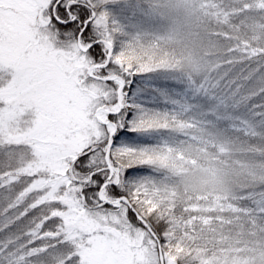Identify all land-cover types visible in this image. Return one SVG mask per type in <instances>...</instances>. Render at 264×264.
<instances>
[{
  "label": "snow or ice",
  "instance_id": "6c2138e0",
  "mask_svg": "<svg viewBox=\"0 0 264 264\" xmlns=\"http://www.w3.org/2000/svg\"><path fill=\"white\" fill-rule=\"evenodd\" d=\"M0 264H264V0H0Z\"/></svg>",
  "mask_w": 264,
  "mask_h": 264
},
{
  "label": "rangeland",
  "instance_id": "374dc122",
  "mask_svg": "<svg viewBox=\"0 0 264 264\" xmlns=\"http://www.w3.org/2000/svg\"><path fill=\"white\" fill-rule=\"evenodd\" d=\"M178 34L176 38V47L183 48L186 45L189 47H194L198 43V39L195 36H190L188 34V29L178 25Z\"/></svg>",
  "mask_w": 264,
  "mask_h": 264
}]
</instances>
